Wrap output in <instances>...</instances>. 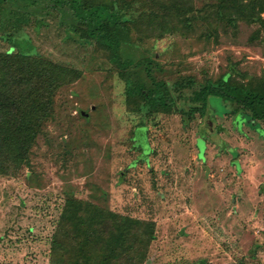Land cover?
Segmentation results:
<instances>
[{"label": "rangeland", "instance_id": "obj_1", "mask_svg": "<svg viewBox=\"0 0 264 264\" xmlns=\"http://www.w3.org/2000/svg\"><path fill=\"white\" fill-rule=\"evenodd\" d=\"M27 4L6 2L17 13ZM48 20L39 33L28 24L18 34L83 76L57 96L30 166L16 179L0 176V264H50L51 237L70 197L154 221L149 264H264V120L239 128L234 105L220 100H212L213 121L182 118L203 106L207 82L233 65L245 81L264 77V44L250 41L258 25L220 29L217 42L199 39L205 27L143 42L133 33L120 48L132 62L128 77L154 89L151 70L170 82L178 106L148 117L128 111L126 82L106 52L65 39L60 18ZM8 25L0 50L9 47L4 33L14 32Z\"/></svg>", "mask_w": 264, "mask_h": 264}, {"label": "trees", "instance_id": "obj_2", "mask_svg": "<svg viewBox=\"0 0 264 264\" xmlns=\"http://www.w3.org/2000/svg\"><path fill=\"white\" fill-rule=\"evenodd\" d=\"M26 1L29 11L19 10V16L9 11L7 0H0V31L5 23L14 30L3 32L9 47L0 50V176L10 179L30 166L32 150L56 112L59 93L83 76L80 69L38 53L31 37L18 34L21 25H33L39 33L49 27L48 17H59L65 39L93 45L119 66L127 85L128 111L148 117L172 113L178 106L170 82L158 80L151 70L147 75L154 89L128 77L132 62L122 59L120 48L132 42L133 33L143 42L186 36L205 27L199 39L217 42L220 29L231 32L245 22L258 25L250 41L264 44V0H205L201 4L199 0ZM8 13L15 14L5 21ZM248 77L233 65L215 82H207L198 96L203 106L183 111V123L190 124L197 114L213 121L212 100H220L234 105L232 114L239 128L242 123L257 126L264 120V77L245 81ZM155 233L154 221L70 197L51 237L50 264H149Z\"/></svg>", "mask_w": 264, "mask_h": 264}, {"label": "water", "instance_id": "obj_3", "mask_svg": "<svg viewBox=\"0 0 264 264\" xmlns=\"http://www.w3.org/2000/svg\"><path fill=\"white\" fill-rule=\"evenodd\" d=\"M81 114H82L83 116H85V117H88V115H89L87 112H85V111H83V110L81 111ZM145 152H148V150H146Z\"/></svg>", "mask_w": 264, "mask_h": 264}]
</instances>
